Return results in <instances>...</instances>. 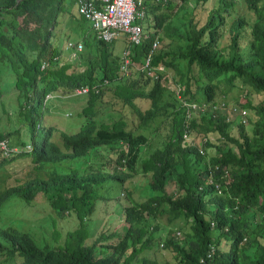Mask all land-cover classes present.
I'll list each match as a JSON object with an SVG mask.
<instances>
[{
    "label": "trees",
    "instance_id": "obj_1",
    "mask_svg": "<svg viewBox=\"0 0 264 264\" xmlns=\"http://www.w3.org/2000/svg\"><path fill=\"white\" fill-rule=\"evenodd\" d=\"M80 1L0 0V70L31 125L29 141L0 133V205L40 193L52 235L0 225V264H264V0H142L128 73ZM48 94L76 109L75 131L39 121Z\"/></svg>",
    "mask_w": 264,
    "mask_h": 264
},
{
    "label": "rangeland",
    "instance_id": "obj_2",
    "mask_svg": "<svg viewBox=\"0 0 264 264\" xmlns=\"http://www.w3.org/2000/svg\"><path fill=\"white\" fill-rule=\"evenodd\" d=\"M204 4L208 6L215 5V0H207ZM124 38H125L124 34L120 33L114 38H112V40H110V43L112 45L113 55L115 56L120 55L121 50L126 45ZM53 41L57 42V37H55ZM65 56H68V54H65ZM165 72L167 73V78L166 80H164L163 85L167 86L170 89H173L172 91L175 97L179 98L177 96L178 95L177 85H175V83L171 79V74L172 73L174 74V69L168 68L167 70H165ZM0 76H1L0 88H1V92H4L0 94V96L2 97V99L0 97V133L6 132L7 130H11L15 127H19L17 133L16 132L10 133V135H8V138H10L11 140L16 137L17 139H21L23 141H29V135H30L29 132L31 128V125L29 123L30 118L28 117L24 118L22 116V119L19 122L20 115H17V112L13 110L14 108L13 97L11 96V93L9 94L10 91L12 92V87H13L12 84L13 73L9 68L2 67L0 70ZM237 91L239 90L236 88L234 90L227 91L224 95L225 96L224 98L226 99L232 98ZM47 97L49 98L48 99L49 106L46 112L43 114V116L42 115L40 116L39 121L41 120V123H43L44 125H52L53 127L60 128L61 130H64L66 132L75 131L78 128L79 120H80V117L76 115L75 112L76 109L71 110V107L68 104V102H64L59 96L48 94ZM217 97L219 98L223 96H221V94L218 93ZM70 104L73 108L78 107L76 103L70 102ZM69 110H71V112ZM123 111H124L123 108H121L122 113ZM232 114L233 113L231 112L230 115ZM124 115L128 122L127 126L135 130V132L145 131L148 134L147 135L148 139H155V138L158 139L156 135L147 132V130H143L140 127L137 128L136 122L131 121L133 119L132 114L124 111ZM53 137L55 138V133H53L52 138ZM100 158L101 157L96 156V159L99 161ZM66 164L67 163H65V165ZM82 166L83 164L80 165V167ZM172 184H173L172 181L168 182V184H166V189L167 190L173 189ZM114 188H116L115 189L116 191L117 185ZM123 195L124 194H122L121 196ZM111 199H107L105 204L102 205V207L105 206L104 208L106 212L111 211L113 208V204H112L113 200ZM99 204L100 202L97 205ZM96 211H94V213H91V219L87 220L88 224L93 225L94 224L93 220L100 221L99 219L100 215L96 214ZM49 212L50 210L48 204L44 201V198L40 193L35 195L33 200L29 203L17 195H11L7 199H5L0 205V225L13 227L17 230L30 231L35 236L34 237L35 241L39 244H43L44 240H47L49 242L52 236L50 235V230L45 221L46 214H48ZM54 217L55 220L58 221L59 226L61 227H68V226L70 227L73 225L74 221L72 220L71 217H67L66 219H60L56 215H54ZM102 223L103 222H101L100 224ZM122 223L123 222L121 221V219H119L115 224L116 226L115 228L118 229V231L120 232L122 231Z\"/></svg>",
    "mask_w": 264,
    "mask_h": 264
},
{
    "label": "built area",
    "instance_id": "obj_3",
    "mask_svg": "<svg viewBox=\"0 0 264 264\" xmlns=\"http://www.w3.org/2000/svg\"><path fill=\"white\" fill-rule=\"evenodd\" d=\"M97 3H93L92 0H82L79 2V11L83 13L86 17L92 20V25L97 30V36L103 40H111L120 33H123L125 38L130 43H138L141 40L142 28L137 22H135L136 17H141L143 14L142 0H95ZM140 7H139V6ZM157 41L153 40L151 47H156ZM81 43L76 44V48H80ZM128 46L124 47L120 54L121 63L119 65L122 73H128L129 65L132 63L128 56ZM151 51V49H150ZM149 55V54H148ZM149 56L144 58L142 65H139V69L145 73L153 76H157L156 73L151 71L149 68ZM158 69H162L159 65ZM87 87L83 86L77 88L76 92L86 91ZM179 88L177 87V90ZM179 97V93L177 95ZM194 106V104H191ZM236 106L231 109L233 111L239 112L242 116L244 115V110H238ZM0 149L3 154L10 149L7 146L4 139L0 140Z\"/></svg>",
    "mask_w": 264,
    "mask_h": 264
},
{
    "label": "clouds",
    "instance_id": "obj_4",
    "mask_svg": "<svg viewBox=\"0 0 264 264\" xmlns=\"http://www.w3.org/2000/svg\"><path fill=\"white\" fill-rule=\"evenodd\" d=\"M112 40V39H111ZM124 40H125V42H126V45L124 46V47H127L128 46V48H129V45L130 44H137V43H130L126 38H124ZM140 42V41H139ZM138 42V43H139ZM122 51V50H121ZM121 54V53H120Z\"/></svg>",
    "mask_w": 264,
    "mask_h": 264
}]
</instances>
